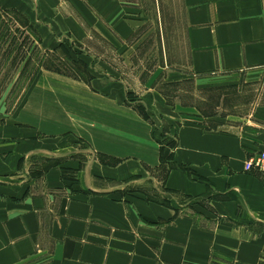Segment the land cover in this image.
<instances>
[{
    "label": "crops",
    "instance_id": "0c3cea01",
    "mask_svg": "<svg viewBox=\"0 0 264 264\" xmlns=\"http://www.w3.org/2000/svg\"><path fill=\"white\" fill-rule=\"evenodd\" d=\"M132 3L0 0L44 53L94 36L118 53L72 55L86 81L40 66L14 111L0 101V264H264V179L244 170L258 139L183 122L161 165L175 109L111 62L135 31ZM177 22L186 73L264 68V0H181ZM135 90L151 122L127 105Z\"/></svg>",
    "mask_w": 264,
    "mask_h": 264
},
{
    "label": "rangeland",
    "instance_id": "374dc122",
    "mask_svg": "<svg viewBox=\"0 0 264 264\" xmlns=\"http://www.w3.org/2000/svg\"><path fill=\"white\" fill-rule=\"evenodd\" d=\"M132 1L135 7V11H131L136 17L133 25L135 31L123 52L124 61L111 59V62L119 64L120 69L125 71L126 81L133 86L141 81V88H148L149 84L151 88L157 87L167 103L175 109L178 119L172 123L162 119L159 141L168 146H165L161 156V165L173 163L171 150L176 146V126L183 122L194 121L206 129L247 133L258 139V147L255 146V151L250 155L259 151L264 143V68L195 75L190 71L186 73L187 60L181 59L186 46L176 25L178 23L182 33V24L177 22L181 0ZM36 37V30L30 23L25 25L13 12H0V101L5 102L4 107L8 112L14 111L40 66L86 81L85 61L74 60L72 55L82 57L89 53L95 57L96 54L111 57L118 54L97 36L84 47L71 46L68 41L60 44L54 53H44ZM20 43L22 45H18ZM54 58L57 60L54 61ZM179 76L187 78L168 84L169 80ZM156 77L158 80L155 82ZM128 92L127 105L132 103L139 115L151 122L156 112L143 105L139 91ZM161 174L154 173L152 181L161 182L164 176ZM140 179L134 176L129 181L135 183ZM149 187L150 184H141V189Z\"/></svg>",
    "mask_w": 264,
    "mask_h": 264
},
{
    "label": "built area",
    "instance_id": "2783aa9c",
    "mask_svg": "<svg viewBox=\"0 0 264 264\" xmlns=\"http://www.w3.org/2000/svg\"><path fill=\"white\" fill-rule=\"evenodd\" d=\"M244 170L257 172L264 178V143L259 151L246 159Z\"/></svg>",
    "mask_w": 264,
    "mask_h": 264
},
{
    "label": "trees",
    "instance_id": "16d2710c",
    "mask_svg": "<svg viewBox=\"0 0 264 264\" xmlns=\"http://www.w3.org/2000/svg\"><path fill=\"white\" fill-rule=\"evenodd\" d=\"M19 45V44H18ZM20 45H22L21 43H20Z\"/></svg>",
    "mask_w": 264,
    "mask_h": 264
}]
</instances>
